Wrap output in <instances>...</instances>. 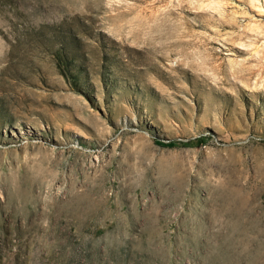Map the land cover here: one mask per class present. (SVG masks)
I'll return each instance as SVG.
<instances>
[{
	"label": "rangeland",
	"instance_id": "374dc122",
	"mask_svg": "<svg viewBox=\"0 0 264 264\" xmlns=\"http://www.w3.org/2000/svg\"><path fill=\"white\" fill-rule=\"evenodd\" d=\"M0 264H264V0H0Z\"/></svg>",
	"mask_w": 264,
	"mask_h": 264
}]
</instances>
